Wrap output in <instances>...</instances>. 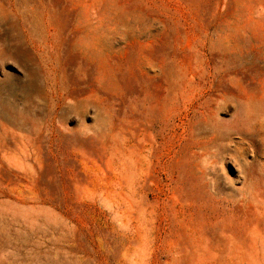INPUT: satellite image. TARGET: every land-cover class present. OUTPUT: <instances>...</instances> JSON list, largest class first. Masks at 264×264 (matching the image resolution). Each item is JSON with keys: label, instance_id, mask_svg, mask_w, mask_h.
<instances>
[{"label": "rangeland", "instance_id": "374dc122", "mask_svg": "<svg viewBox=\"0 0 264 264\" xmlns=\"http://www.w3.org/2000/svg\"><path fill=\"white\" fill-rule=\"evenodd\" d=\"M0 264H264V0H0Z\"/></svg>", "mask_w": 264, "mask_h": 264}]
</instances>
